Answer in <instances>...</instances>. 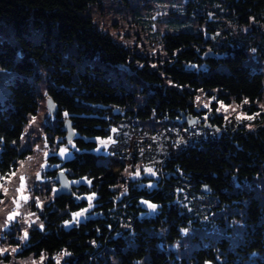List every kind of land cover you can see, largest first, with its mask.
<instances>
[{"label": "trees", "instance_id": "1", "mask_svg": "<svg viewBox=\"0 0 264 264\" xmlns=\"http://www.w3.org/2000/svg\"><path fill=\"white\" fill-rule=\"evenodd\" d=\"M97 1L0 0V17L15 25L20 51L17 55L13 45L0 43V67L14 72L0 100V178L23 156L17 149L23 124L38 107L31 81L38 77L36 63L50 80L52 131L72 145L59 167L77 182L69 196L54 197L55 205L45 207L43 226L29 230L22 253L46 255L43 264H56L58 254H65L61 264H264V202L256 186H244L264 178V125L214 113L218 101L242 104L248 113L257 108L262 73L251 71L243 58L248 45L264 51V0H221L235 21L251 30L243 45L228 31L226 43L217 47L202 33L161 34L156 43L163 54L134 53L139 58L131 63L137 73L134 91L106 74L108 66L128 63L133 52L95 25L88 12ZM30 21L56 38L54 50L22 35L20 28ZM61 44L95 63L77 70L71 59L63 62ZM201 93L215 99L205 119L194 103ZM110 134L107 152L94 151L96 139ZM127 164L150 167L156 176H143L142 185L130 180L119 200L117 185ZM178 189L194 201L180 202ZM87 194L93 196L95 215L65 226L71 214L89 206L82 197ZM143 200L157 205L154 214L145 215ZM212 212L243 225L234 245L223 237L175 257L168 246L193 218Z\"/></svg>", "mask_w": 264, "mask_h": 264}, {"label": "rangeland", "instance_id": "2", "mask_svg": "<svg viewBox=\"0 0 264 264\" xmlns=\"http://www.w3.org/2000/svg\"><path fill=\"white\" fill-rule=\"evenodd\" d=\"M222 5L221 0H98L88 12L95 25L106 31L115 42L129 47L133 52L129 55L131 60L128 63L108 66L106 74L112 78V82L134 91V86L138 84L137 73L135 68L131 67V63L139 61L134 53L138 56L163 54L161 46L156 43V38L167 32L182 30L202 33L205 38L211 40L209 46L217 47L226 43L225 31H228L232 38H236L240 44L247 43L249 40L247 31L251 30L247 26L237 23L233 18L234 14L230 13L228 8H223ZM20 31L24 37L33 42L42 43L46 47L50 45L52 50L56 48V38L43 34L42 29L31 21L25 28L21 27ZM253 32L254 30H252ZM254 34L257 33L254 32ZM48 39L51 41L49 44ZM4 41L13 45L17 55H20L19 37L15 25L0 17V43ZM244 49L246 56L243 58V64L251 71L262 73L263 77L262 96L256 101L257 108L248 113L242 104L218 101L214 113L222 116L224 120L254 116L253 118L258 120V123L264 125V51H257L254 47L250 48L249 45ZM60 51L63 62H66L68 58L71 59L77 70H83L85 63H95V59L78 58L76 50L65 47L63 44L60 45ZM33 60L35 61V59ZM142 61L140 60V62ZM35 68L38 77H31V81L35 84L38 107L36 112L30 114L28 120L23 124L17 144V149L23 156H18L14 169L8 175L0 178V193L2 194L0 197V264H43L45 262L47 256L44 254L35 256L22 253L27 240L22 237L25 232L28 234L31 228H42L41 214L44 213L45 207L55 205L53 199L57 184L52 173L62 169L59 167L60 163L69 158L72 153V145L60 141L58 135L52 131L55 120L48 106L47 85L50 81L48 72L36 63ZM13 76L12 70L0 67V100L8 93V84ZM213 102H215L214 98H207L203 93L195 97L194 103L203 109L202 117L204 119L207 115L212 114L213 106L211 104ZM113 130L114 128L111 127V131ZM112 139V134L105 138H97V148L94 151L106 153ZM102 141L106 143H102ZM61 149H66L63 156L60 155ZM51 156L58 157L60 161H51ZM147 169L152 168L142 164H127L121 170L122 180L117 185L119 200L125 193L126 184L130 180H133L136 185H142L144 183L140 180L143 176H156L153 169L152 172H148ZM150 182L151 184L147 185L149 188L153 187V182ZM71 184L75 186L77 182L71 180ZM244 186L246 188L256 186V193L259 198H261V193L264 202V178L255 179ZM178 191L181 194L178 199L180 202L190 204L194 201L192 198L190 201L187 200V195L182 189H178ZM82 197L87 200L88 205L89 203L93 205L92 195L87 194ZM88 197H92L91 201ZM145 201L140 202L142 208H145V215L154 214L156 208L148 207V204L154 203L149 201L144 203ZM195 202L198 203V199ZM91 207H84L76 211L75 213L82 212L83 214L75 219V213L71 214V220L65 222L64 225L70 227L80 220L94 216L95 213L90 212ZM212 214L213 212L210 215L193 218L194 221L188 223L186 228L181 231V237L175 240L173 245L168 246V249L174 252L175 257L178 259L187 257L194 249L206 246L209 242L215 244L223 237L229 238L230 245H234V241L243 230V225L241 228L239 222H230L226 215L211 216ZM9 216L12 219H8ZM233 220H236L235 217ZM157 235L161 236L160 233ZM159 243L162 244V241ZM13 249L16 251H12ZM64 256L65 254H58L53 259L56 264H61Z\"/></svg>", "mask_w": 264, "mask_h": 264}, {"label": "water", "instance_id": "3", "mask_svg": "<svg viewBox=\"0 0 264 264\" xmlns=\"http://www.w3.org/2000/svg\"><path fill=\"white\" fill-rule=\"evenodd\" d=\"M48 106H49V109L52 112H54V104L52 102H50L49 99H48ZM191 122L194 123V122H196V120L192 119ZM65 126H66V129L68 131L67 137L70 138L73 135V132L70 130V128L68 126V121L66 122ZM54 178H55V182L58 185V188L54 191V196L58 197L60 195H66V196L70 195L72 192V187H71L70 180H69V177L67 176V174L62 170H57L55 172ZM202 189H203V191H206L207 187H203Z\"/></svg>", "mask_w": 264, "mask_h": 264}, {"label": "snow or ice", "instance_id": "4", "mask_svg": "<svg viewBox=\"0 0 264 264\" xmlns=\"http://www.w3.org/2000/svg\"><path fill=\"white\" fill-rule=\"evenodd\" d=\"M248 101L247 100H245L244 101V103H247ZM206 107H207V105H205ZM247 119H253V117H251V116H248V117H246ZM33 120H35V117H33ZM102 143H106L105 141H102ZM65 151H66V149H61V152H60V155L61 156H63L64 155V153H65ZM147 171L148 172H152V169H147ZM138 174V173H137ZM154 174V173H153ZM21 179H23L22 177H21ZM23 186V185H22ZM88 199H89V201H91V199H92V197H88ZM144 203H148V202H144ZM92 205H91V203H89V207H91ZM148 207L149 208H152V209H155L156 208V205H154V204H148ZM85 211H86V209H85ZM83 213L81 212V213H75L74 214V219L76 218V217H79L80 215H82ZM8 219H12V217L11 216H9L8 217ZM27 232H25L24 233V236L22 237V239H26L27 238ZM12 251H16V249H13Z\"/></svg>", "mask_w": 264, "mask_h": 264}]
</instances>
